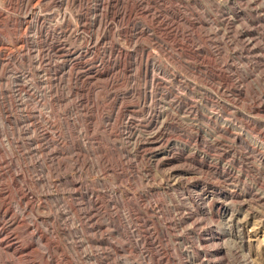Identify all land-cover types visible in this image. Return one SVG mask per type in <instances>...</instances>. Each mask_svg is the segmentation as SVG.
I'll return each mask as SVG.
<instances>
[{
  "label": "rangeland",
  "instance_id": "obj_1",
  "mask_svg": "<svg viewBox=\"0 0 264 264\" xmlns=\"http://www.w3.org/2000/svg\"><path fill=\"white\" fill-rule=\"evenodd\" d=\"M2 227L0 264H264V0H0Z\"/></svg>",
  "mask_w": 264,
  "mask_h": 264
},
{
  "label": "bare ground",
  "instance_id": "obj_2",
  "mask_svg": "<svg viewBox=\"0 0 264 264\" xmlns=\"http://www.w3.org/2000/svg\"><path fill=\"white\" fill-rule=\"evenodd\" d=\"M6 243H12V246H15V247L17 246V243L14 241V239L8 233L7 228L2 227V228H0V245H4ZM15 252H17V251L15 250Z\"/></svg>",
  "mask_w": 264,
  "mask_h": 264
}]
</instances>
